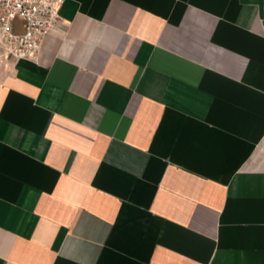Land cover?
<instances>
[{
  "label": "crops",
  "instance_id": "1",
  "mask_svg": "<svg viewBox=\"0 0 264 264\" xmlns=\"http://www.w3.org/2000/svg\"><path fill=\"white\" fill-rule=\"evenodd\" d=\"M0 70V264H264V0H63Z\"/></svg>",
  "mask_w": 264,
  "mask_h": 264
},
{
  "label": "built area",
  "instance_id": "2",
  "mask_svg": "<svg viewBox=\"0 0 264 264\" xmlns=\"http://www.w3.org/2000/svg\"><path fill=\"white\" fill-rule=\"evenodd\" d=\"M63 0H0V66L34 59L61 21Z\"/></svg>",
  "mask_w": 264,
  "mask_h": 264
},
{
  "label": "rangeland",
  "instance_id": "3",
  "mask_svg": "<svg viewBox=\"0 0 264 264\" xmlns=\"http://www.w3.org/2000/svg\"><path fill=\"white\" fill-rule=\"evenodd\" d=\"M3 69H5L3 66H0V70H3Z\"/></svg>",
  "mask_w": 264,
  "mask_h": 264
}]
</instances>
